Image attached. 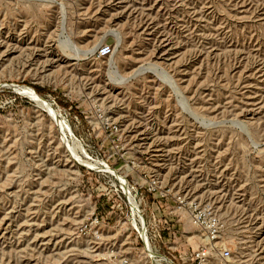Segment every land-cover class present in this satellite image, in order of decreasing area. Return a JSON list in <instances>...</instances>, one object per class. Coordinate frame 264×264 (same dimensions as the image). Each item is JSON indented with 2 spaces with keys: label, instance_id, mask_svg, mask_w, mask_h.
<instances>
[{
  "label": "rangeland",
  "instance_id": "obj_1",
  "mask_svg": "<svg viewBox=\"0 0 264 264\" xmlns=\"http://www.w3.org/2000/svg\"><path fill=\"white\" fill-rule=\"evenodd\" d=\"M94 162L213 203L232 256L210 264H264V0H0V264H155ZM143 205L184 264L199 231Z\"/></svg>",
  "mask_w": 264,
  "mask_h": 264
},
{
  "label": "built area",
  "instance_id": "obj_2",
  "mask_svg": "<svg viewBox=\"0 0 264 264\" xmlns=\"http://www.w3.org/2000/svg\"><path fill=\"white\" fill-rule=\"evenodd\" d=\"M110 53L111 48L105 45L101 47L99 56L104 58L109 56ZM114 129L118 130L117 127H114ZM94 163H98L99 167L100 165L103 166V169L90 168L91 170H95L99 175H107L112 179L114 189L110 192L111 197L126 199L127 204H125V209L132 215L131 226L143 243L142 255L145 258L154 261L155 264H179L177 257L158 254V251L156 252L154 249V240L156 238L164 240V234L171 227L166 221L158 228L157 233L148 229L144 214V193L153 195L163 205L168 206L170 203H174L172 207L170 206L171 209L169 207L168 209L172 210V213L177 217L176 221L179 225H182L181 222L186 220L191 228L199 231L202 240L201 246L193 249L183 257L184 264H210L213 259L228 261L231 258V249L222 244L226 225L213 203L199 201L183 195L179 191H175L174 188L165 185L158 176L145 175V177L141 178V183L131 182L127 175L120 174L110 164ZM108 168H112L114 172H110ZM119 175L124 177V180ZM104 230L105 222L103 217L96 215L90 221L80 226L79 233L82 237H89L94 243L99 245L105 240ZM194 238L195 235H190L188 239L192 240ZM116 259L118 264H134L130 257Z\"/></svg>",
  "mask_w": 264,
  "mask_h": 264
},
{
  "label": "bare ground",
  "instance_id": "obj_3",
  "mask_svg": "<svg viewBox=\"0 0 264 264\" xmlns=\"http://www.w3.org/2000/svg\"><path fill=\"white\" fill-rule=\"evenodd\" d=\"M23 90V89H22ZM28 91V90H27ZM25 92V91H24ZM27 93V92H26ZM31 96H34L35 94L34 93H32V92H28ZM33 98V97H32ZM36 99V98H35ZM41 100V99H40ZM60 124H61V122H60ZM63 124V123H62ZM60 126H62L63 128H64V130H65V127H67V126H65V125H60ZM65 126V127H64ZM62 128V129H63ZM67 132V131H66ZM71 133H72V131H70ZM69 132V133H70ZM64 134V133H63ZM65 138H67L66 137V135H65ZM69 141V140H68ZM74 149V148H73ZM73 149H71L70 148V150H73ZM77 149V148H76ZM76 149H74L73 151L75 152L76 151ZM73 153V152H72ZM76 153V152H75ZM77 154V153H76ZM74 156H76L75 154H74ZM76 157H78V155L76 156ZM82 159V158H81ZM81 159H79V160H81ZM85 161H83V163H84ZM87 164V163H86ZM84 165V164H83ZM91 164H89V166H88V164L86 165V167H88V168H96V169H99L100 167H99V165H98V163H92V165L90 166ZM109 169V171L110 172H114L113 171V169L112 168H108ZM119 177L122 179V180H124V177H122V176H120L119 175ZM125 182V181H124Z\"/></svg>",
  "mask_w": 264,
  "mask_h": 264
}]
</instances>
